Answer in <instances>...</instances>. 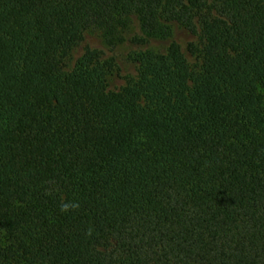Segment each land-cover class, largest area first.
<instances>
[{"label": "trees", "instance_id": "trees-1", "mask_svg": "<svg viewBox=\"0 0 264 264\" xmlns=\"http://www.w3.org/2000/svg\"><path fill=\"white\" fill-rule=\"evenodd\" d=\"M0 264H264V0H0Z\"/></svg>", "mask_w": 264, "mask_h": 264}, {"label": "rangeland", "instance_id": "rangeland-1", "mask_svg": "<svg viewBox=\"0 0 264 264\" xmlns=\"http://www.w3.org/2000/svg\"><path fill=\"white\" fill-rule=\"evenodd\" d=\"M136 39H144L143 43H137ZM171 41L177 42L184 52L189 63L194 66L198 63L196 56L188 51V45L197 41V36L189 33L178 25L174 26L173 36L169 40L146 38L141 30L139 20L132 18V24L125 33V40L112 47L105 42L103 34L98 29H89L84 33L83 41L77 46L67 59V68H71L75 61L83 55L87 48L98 50L103 59L113 61L114 69L108 77L109 90L117 91L130 80L137 77L139 64L133 60L135 53L146 49L165 51Z\"/></svg>", "mask_w": 264, "mask_h": 264}]
</instances>
